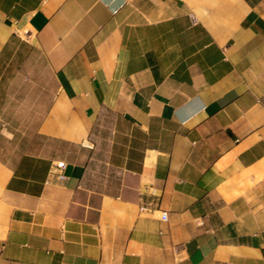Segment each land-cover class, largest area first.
Returning <instances> with one entry per match:
<instances>
[{
  "label": "crops",
  "instance_id": "obj_1",
  "mask_svg": "<svg viewBox=\"0 0 264 264\" xmlns=\"http://www.w3.org/2000/svg\"><path fill=\"white\" fill-rule=\"evenodd\" d=\"M0 264H264V0H0Z\"/></svg>",
  "mask_w": 264,
  "mask_h": 264
},
{
  "label": "built area",
  "instance_id": "obj_2",
  "mask_svg": "<svg viewBox=\"0 0 264 264\" xmlns=\"http://www.w3.org/2000/svg\"><path fill=\"white\" fill-rule=\"evenodd\" d=\"M64 167H65V164L63 162H60V163H58L56 165V168L58 170H62V169H64ZM59 178H63L62 174H59ZM161 219L163 221H167V219H168V213L166 211L162 212Z\"/></svg>",
  "mask_w": 264,
  "mask_h": 264
}]
</instances>
